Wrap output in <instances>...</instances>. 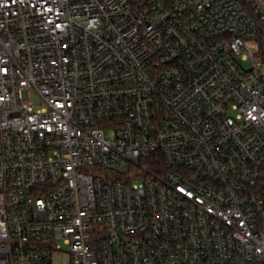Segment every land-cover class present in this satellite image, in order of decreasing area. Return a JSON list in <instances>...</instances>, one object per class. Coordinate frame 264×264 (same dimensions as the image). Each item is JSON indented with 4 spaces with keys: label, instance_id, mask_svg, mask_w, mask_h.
Segmentation results:
<instances>
[{
    "label": "built area",
    "instance_id": "obj_1",
    "mask_svg": "<svg viewBox=\"0 0 264 264\" xmlns=\"http://www.w3.org/2000/svg\"><path fill=\"white\" fill-rule=\"evenodd\" d=\"M264 264V0H0V264Z\"/></svg>",
    "mask_w": 264,
    "mask_h": 264
},
{
    "label": "rangeland",
    "instance_id": "obj_2",
    "mask_svg": "<svg viewBox=\"0 0 264 264\" xmlns=\"http://www.w3.org/2000/svg\"><path fill=\"white\" fill-rule=\"evenodd\" d=\"M62 244V251L53 256L55 264H68L70 261L69 248Z\"/></svg>",
    "mask_w": 264,
    "mask_h": 264
}]
</instances>
